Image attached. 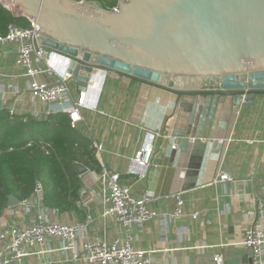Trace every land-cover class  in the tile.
Wrapping results in <instances>:
<instances>
[{
	"label": "water",
	"instance_id": "1",
	"mask_svg": "<svg viewBox=\"0 0 264 264\" xmlns=\"http://www.w3.org/2000/svg\"><path fill=\"white\" fill-rule=\"evenodd\" d=\"M12 1L39 26L37 44L69 59L79 92L96 76L139 85L134 124L151 94L174 96L161 148L173 143L184 167L222 151L241 109L264 97V0H120L119 12L98 0Z\"/></svg>",
	"mask_w": 264,
	"mask_h": 264
},
{
	"label": "crops",
	"instance_id": "2",
	"mask_svg": "<svg viewBox=\"0 0 264 264\" xmlns=\"http://www.w3.org/2000/svg\"><path fill=\"white\" fill-rule=\"evenodd\" d=\"M15 61L13 48L0 50V99L4 109L46 118L49 115L45 107L32 96L25 70L17 67ZM38 80L55 83L59 78L44 75ZM65 84L70 90V102L78 101L79 90L74 80L70 77ZM139 89V85L128 88L121 81L107 79L98 109H83V119L77 125V130L95 149L103 146L95 152L102 170L122 175L124 181L133 185L136 196L161 197L150 205L160 217L132 228V245L153 251L155 264H212L213 256L218 253L223 254L225 264H251V253L241 243L245 230L258 218L264 225V218L258 216V206H264V97H258L254 106L241 109L230 128L225 148L218 154H209L201 166L179 165L178 158L172 156L174 144L161 148L163 140L158 141L150 174L140 181L127 175L131 160L140 150L146 132L162 131L167 137L165 127L171 124L176 100L170 94L156 91L148 99L141 123L134 124ZM53 109V114H59L58 105ZM222 172L233 181L218 182ZM99 175L88 169L80 176L83 188L98 191ZM176 194H181L185 202L184 216L172 219L175 202L167 196ZM86 199L87 206L79 207L77 200L71 212L58 213L46 208L47 216L65 224L84 222L91 216L94 221L91 236L97 234L109 240L125 236L120 224L102 216L103 206L98 196L89 195ZM196 213L198 216L194 218ZM31 220L32 214L21 204L8 206L0 216V234H8L11 226L30 224ZM59 246L58 241L51 240L43 252L28 257L25 264H83L56 251Z\"/></svg>",
	"mask_w": 264,
	"mask_h": 264
},
{
	"label": "built area",
	"instance_id": "3",
	"mask_svg": "<svg viewBox=\"0 0 264 264\" xmlns=\"http://www.w3.org/2000/svg\"><path fill=\"white\" fill-rule=\"evenodd\" d=\"M0 5L14 16L20 14L18 6L12 0H0ZM111 10L119 12L120 2ZM37 32L39 26L34 22H30L27 28L12 24L8 27L7 34H0V50L4 47L13 48L16 66L25 70V76L30 80L32 96L45 107L46 115L53 114L54 105H58L60 109L57 113L69 115L72 128H77L83 119V109H98L102 89L97 95L92 87H88L85 91L79 92L78 101L70 102L68 98L70 90L65 84L70 79L66 71L69 59L38 45ZM44 75L56 76L59 80L55 83L39 81L38 77ZM104 83L105 79L102 84ZM209 89L216 90L213 86ZM8 111L10 115L17 114L13 108ZM164 137L162 131L146 132L140 150L131 160L128 176H134L140 181L148 177L156 144ZM102 148V145L96 147L98 151ZM217 181L227 183L232 182L233 178L222 172ZM89 195L98 196L103 206L102 216L120 224L125 236H118L113 240L97 234L91 236V226L94 224L91 216L84 222L74 224L50 220L44 204L42 185H38L34 196L21 202L25 210L32 214L30 224H15L10 227L8 234H0V264H25L28 257L43 252L51 240H56L60 244L56 251L83 264H155L153 251L136 249L132 245L131 230L135 226H142L160 217L150 205L161 197L136 196L132 184L124 181L119 173L107 169H103L98 177V191L88 188L81 190L77 202L79 207L88 205L86 198ZM167 198L175 202L171 218L184 216L185 202L181 194L169 195ZM197 216V213L193 214L194 218ZM258 216L264 218L263 204L258 206ZM241 245L251 253V264H264V225L259 218L245 230ZM212 264H225L223 254H215Z\"/></svg>",
	"mask_w": 264,
	"mask_h": 264
},
{
	"label": "trees",
	"instance_id": "4",
	"mask_svg": "<svg viewBox=\"0 0 264 264\" xmlns=\"http://www.w3.org/2000/svg\"><path fill=\"white\" fill-rule=\"evenodd\" d=\"M119 1L105 0L103 5L111 10ZM12 24L30 26L27 18L16 17L0 5V34H7ZM95 152L93 144L72 128L67 114L35 118L0 111V216L8 207L9 196L27 201L38 185H42L47 208L58 213L75 210L83 188L77 165L102 172Z\"/></svg>",
	"mask_w": 264,
	"mask_h": 264
},
{
	"label": "bare ground",
	"instance_id": "5",
	"mask_svg": "<svg viewBox=\"0 0 264 264\" xmlns=\"http://www.w3.org/2000/svg\"><path fill=\"white\" fill-rule=\"evenodd\" d=\"M103 78L102 77H100V76H96L95 77V79H94V82H93V85H92V89H93V91L97 94V95H99V92H100V90L102 89V86H103ZM93 87H97V89L99 90H97V91H95L94 90V88ZM96 100H97V97H96Z\"/></svg>",
	"mask_w": 264,
	"mask_h": 264
},
{
	"label": "rangeland",
	"instance_id": "6",
	"mask_svg": "<svg viewBox=\"0 0 264 264\" xmlns=\"http://www.w3.org/2000/svg\"><path fill=\"white\" fill-rule=\"evenodd\" d=\"M103 2H102V4L105 2V0H102ZM105 8V7H104ZM106 9V8H105Z\"/></svg>",
	"mask_w": 264,
	"mask_h": 264
}]
</instances>
